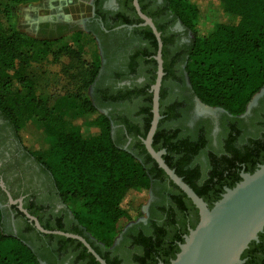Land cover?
<instances>
[{"label": "trees", "instance_id": "obj_1", "mask_svg": "<svg viewBox=\"0 0 264 264\" xmlns=\"http://www.w3.org/2000/svg\"><path fill=\"white\" fill-rule=\"evenodd\" d=\"M30 1L33 0H0V15L10 17L13 6ZM218 2L226 20L213 23L202 33L199 28L202 11L196 2L165 0L170 12L192 34V39L184 46L179 76L170 71L164 59L163 82L170 79L183 86L188 84L202 103L237 116L246 111L254 96L264 88V0ZM158 29L161 31L160 27ZM100 31L103 32L102 28ZM148 31L156 49L155 36L150 28ZM83 34V31L73 33L78 45L74 52L82 53L91 43L92 52L98 54L85 75L86 90L97 82L103 57L97 38L88 34L90 38L84 40ZM50 41L41 43L47 48ZM38 43L39 39L20 30L7 29L0 16V118L11 126L20 146L49 174L62 204L73 217L76 230L53 222L45 224L41 217L43 206L34 207L30 202L25 208L44 228L79 234L108 264H119L110 258V247L117 237L114 233L117 224L129 216L128 200L137 192H149L156 180L164 186L169 184L168 194H161V211L153 214L155 220H149L153 231L135 239L136 253L125 256L124 260L130 264H157L159 260L171 264L180 251L179 244L184 242L182 235L196 227L200 215L192 200L170 180L143 143L153 118V93L149 89L157 77L156 60H149L155 63V68L148 73L143 85L126 86L114 94H105L103 99L96 95L95 98L93 95H64L49 104L28 73L32 60L45 54V48H37ZM66 49L72 50L70 46ZM143 53L136 54L133 63L147 59L150 52ZM133 70L136 72V68ZM166 100L162 89V118L153 147L157 151L165 150L163 158L167 164L209 207L221 198L226 187H233L242 179L241 165L244 164L245 172L251 173L258 168L257 163L264 164V138H254L241 150L229 148L230 156L221 160L210 158L211 163L217 161L218 164L212 167L214 171L206 180L200 181V168L191 165L200 146L196 145L197 140L180 134L182 127H171L175 121L174 107H166ZM113 106L115 108L109 110ZM78 116L102 127L101 132L90 139L84 138L73 123ZM32 120L49 145L45 150L32 151L34 140L30 142V138L22 135ZM1 204L0 198V264H41L47 251L43 237L57 238L64 244L78 243L85 248L84 255L90 257L91 264H100L82 242L57 234H42L28 221L27 232H7ZM241 259L242 264H264V231L259 233L258 241L250 243Z\"/></svg>", "mask_w": 264, "mask_h": 264}, {"label": "flooded vegetation", "instance_id": "obj_2", "mask_svg": "<svg viewBox=\"0 0 264 264\" xmlns=\"http://www.w3.org/2000/svg\"><path fill=\"white\" fill-rule=\"evenodd\" d=\"M82 1L86 2L91 9L88 18L73 23L57 16L50 19H40V31L58 36L83 31L85 34H91L97 38L103 61L97 82L92 86L94 98L96 95V98L103 99L105 94H107L106 96L114 94L126 86L133 87L145 84L148 73L155 68V63L149 62L150 59L156 60L158 69L156 57L159 43L153 33L157 41V48L155 49L154 42L149 37L148 29L151 27L139 15L134 0ZM138 2L141 11L152 19L157 29L161 28V31L159 29L158 31L162 40L163 67L165 59L170 71L179 76L184 46L191 42L192 37L186 39L187 29L170 12L165 0H138ZM101 28L103 32L100 31ZM139 52H150V54L147 59L133 63L134 56ZM133 68H136V72ZM178 82L170 79L166 82L162 81L160 91L163 89L166 93V107H174L175 121L171 123V127H182L180 134L189 139L197 140L196 145L200 146L199 154L191 162L193 167L200 168V181L206 180L214 171L212 167L218 164L217 161L211 163L210 158L215 157L221 160L224 156H230L229 148L241 150L251 139L264 138V89L243 114L233 116L222 108L210 107L202 103L199 98L192 94L187 85L183 86ZM151 87L149 92H152ZM203 105L210 107V109ZM114 108L115 106L110 107L109 110ZM117 108L122 109L121 106H117ZM257 165L260 164L257 163ZM240 169L241 175L245 171L244 164L241 165ZM156 181L149 190L151 199L146 208L143 209L142 214L126 224V227L122 229L110 247L112 252L109 255L110 258L115 262L119 261V264H130L124 258L136 253L133 246L135 239L146 232L153 231L149 220L151 218L155 220L153 214L156 211H161L160 207L163 201L161 194H168L167 190L170 187L169 184L164 186V184ZM0 183H4L5 187L0 186V198L2 203L9 207L10 225L15 233L27 232V221L34 225L26 216L19 215L15 210L14 207L22 212L19 209V199L22 200L24 208L30 202L33 203L34 207L43 206L41 217L45 224L53 222L66 229L76 230L73 217L62 204L49 174L36 162L33 156L20 146L11 126L1 118ZM5 189L16 202H10ZM189 220L190 218H188ZM185 235L182 236L185 237ZM43 239L47 251L46 258L41 264H91L90 257L84 255L83 250L85 248L79 246L78 243L64 244L57 238L43 237ZM91 246L95 249L93 245ZM84 247L86 246L84 245ZM87 252H89L88 249ZM161 263L164 264L161 260L157 262V264Z\"/></svg>", "mask_w": 264, "mask_h": 264}, {"label": "water", "instance_id": "obj_3", "mask_svg": "<svg viewBox=\"0 0 264 264\" xmlns=\"http://www.w3.org/2000/svg\"><path fill=\"white\" fill-rule=\"evenodd\" d=\"M134 5L145 23L151 27L159 43L156 57L158 61L157 77L151 87L153 118L143 143L148 153L157 162L158 166L164 170L170 180L192 200L200 215L196 227L190 228L189 233L184 237V242L179 244L180 251L171 260V264H242L244 262L241 259L243 252L252 241H258L259 233L264 231V164H260L254 172H242V179L235 186L226 187L221 198L212 207H209L208 203L176 173L175 169L167 164L163 158L165 150H155L153 140L159 121L162 118L160 114V89L165 75L162 59V40L161 34L152 19L141 11L138 0H134ZM259 93L254 96L252 101L260 95ZM205 107L210 109L208 106ZM0 186L5 188L4 183H0ZM6 193L11 203L16 202L7 190ZM18 201L20 202L19 209L34 224L37 230L45 234H57L77 239L87 247L88 251L93 254L100 264H108L86 238L69 232L44 228L39 219L23 207L22 200L19 199Z\"/></svg>", "mask_w": 264, "mask_h": 264}, {"label": "rangeland", "instance_id": "obj_4", "mask_svg": "<svg viewBox=\"0 0 264 264\" xmlns=\"http://www.w3.org/2000/svg\"><path fill=\"white\" fill-rule=\"evenodd\" d=\"M193 1L199 5L202 11V23L199 26L202 33L212 27L213 23L226 20L218 0ZM90 14L89 5L82 0H33L13 6L10 17H6L3 13L0 15L7 29L20 30L28 36L39 39L40 43L37 44L39 50L45 48L41 41L51 40L48 47L45 48L43 57L38 56L32 60L28 69L29 75L36 82L38 91L48 98L49 104H53L64 95L79 94L82 97L92 95V86L86 90L84 89L85 75L95 63L98 54L92 52L93 46L91 43L84 47L82 53L74 52L78 45L74 40L73 33L59 35L60 37L43 33L39 29L40 19H50L57 16L62 20L73 23L88 18ZM190 36L192 37V34L187 31L186 39H189ZM82 37L84 40L90 38L85 32ZM67 46H70L72 50L66 49ZM186 85L189 87L188 84ZM101 111L108 112L107 109ZM73 123L80 128L83 137L86 139L92 138L102 130V127L91 124L88 118L84 116L74 118ZM26 129L22 135L27 139L30 138V142L34 140L33 145L30 147L32 151H41L49 147L35 120L30 121ZM116 132V127H114L113 135L115 138ZM150 199L149 192H137L128 200L129 216L122 218L117 224L114 231L116 236H119V233L130 220H134L142 214ZM1 207L4 214L5 230L15 233L10 225L9 207L3 203ZM65 208L67 209V206Z\"/></svg>", "mask_w": 264, "mask_h": 264}]
</instances>
